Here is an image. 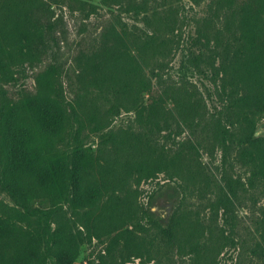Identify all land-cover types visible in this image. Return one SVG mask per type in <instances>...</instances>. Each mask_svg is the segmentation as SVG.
Here are the masks:
<instances>
[{"label": "trees", "instance_id": "1", "mask_svg": "<svg viewBox=\"0 0 264 264\" xmlns=\"http://www.w3.org/2000/svg\"><path fill=\"white\" fill-rule=\"evenodd\" d=\"M102 1L143 16L151 34L143 42L106 36L89 61L79 66L84 89L93 87L108 99L104 113L97 108L87 111L71 97L58 63L37 77L36 94L0 107V187L15 204L0 214V264H75L83 245L113 233L117 235L108 251L122 244L121 264L140 258V235L148 230L142 221L148 213L139 208L138 188L129 189L130 182L135 179L139 185L163 173L195 185L203 176L194 144L172 148L171 154L165 146L158 147L163 130L169 141L174 129L179 136L203 114L212 117L224 170L232 129L241 126L253 137L255 122L264 115V0L240 5L238 32L222 47L221 57L216 55L219 46L204 33L194 40L198 52L181 49V83L165 86L157 95L146 69L153 58L173 51L160 35L174 31L175 23H161L154 14L148 15L151 0ZM217 4L229 12L235 1L217 0ZM35 9L30 1L24 10L17 5L4 11L0 81H14V63L21 62V56L32 57L34 42L52 32V25L36 16ZM175 44L176 50L181 48L180 42ZM130 46L135 48L133 56ZM198 83L205 98L186 87ZM144 95L150 96L147 104ZM122 108L133 111L138 122L145 121L148 132L106 133L96 149L85 147L83 128L92 124L95 131H103ZM248 144L240 159L252 168L251 180L263 185L264 195V139L251 138ZM212 176L206 175L205 189ZM218 194L222 220L233 233L235 203L230 194L222 190Z\"/></svg>", "mask_w": 264, "mask_h": 264}, {"label": "rangeland", "instance_id": "2", "mask_svg": "<svg viewBox=\"0 0 264 264\" xmlns=\"http://www.w3.org/2000/svg\"><path fill=\"white\" fill-rule=\"evenodd\" d=\"M30 1L36 8L35 15L44 23H50L53 29L42 42H34L32 57L21 56V62L14 63V81H0V107L36 94L37 77L58 63L63 69L65 85L71 89V97L80 101L87 111L97 108L106 112L110 106L108 99L93 87L84 89L79 83V66L89 61L106 36L115 34L143 42L150 36L151 27L141 20L143 16L136 17L134 12L126 11L125 6L106 5L102 0H0V23L6 26L5 9L18 5V9L24 10ZM234 1L229 12L221 11L217 0L149 2L148 15L154 14L155 21L175 23L174 31L165 30L160 35V40H165L173 51L153 58L146 69L154 94L168 85L179 86L183 60L181 49L191 48L198 52L200 46L194 40L202 39L200 33L206 34L211 44L219 46L216 55L221 57L222 47L236 37L238 8L246 0ZM188 37L192 42L188 41L183 47ZM175 42H180V49H175ZM129 54L135 55L133 46H130ZM186 87L198 97L205 98L200 83ZM149 97L144 95L145 104ZM203 115L192 129H186L179 136L175 135L174 129L172 140L165 138L168 132L163 130L158 146H165L171 154L172 148L194 144V153L201 164L199 168L203 169V176L198 177L200 182L194 185L163 173L139 185L135 179L130 182L129 189L138 188L139 208L148 213L142 221L148 230L140 235V258L132 257L126 264H264L263 185L251 180L252 168L240 159L242 151L249 146L248 140L264 139V115L256 120L253 137L241 126L232 129L234 136L224 170L223 153L213 139L217 124L212 117ZM111 132L147 133L148 127L145 121L138 122L133 111L127 112L122 108L103 131H95L89 124L81 131V138L85 147L96 149L103 135ZM207 174H213L209 189L203 187ZM220 190L227 196L230 194L235 203L233 216L237 226L230 234L218 208ZM14 207V202L0 187V214L3 208ZM116 235L93 239L83 245L75 264H101V259L104 264H121L124 255L122 244L108 251Z\"/></svg>", "mask_w": 264, "mask_h": 264}]
</instances>
